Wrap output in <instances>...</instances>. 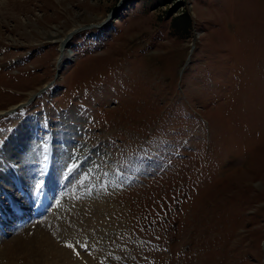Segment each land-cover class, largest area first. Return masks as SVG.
Returning a JSON list of instances; mask_svg holds the SVG:
<instances>
[{"label": "rangeland", "instance_id": "374dc122", "mask_svg": "<svg viewBox=\"0 0 264 264\" xmlns=\"http://www.w3.org/2000/svg\"><path fill=\"white\" fill-rule=\"evenodd\" d=\"M0 115L1 193L102 203L80 260L264 264V0H0Z\"/></svg>", "mask_w": 264, "mask_h": 264}, {"label": "bare ground", "instance_id": "6f19581e", "mask_svg": "<svg viewBox=\"0 0 264 264\" xmlns=\"http://www.w3.org/2000/svg\"><path fill=\"white\" fill-rule=\"evenodd\" d=\"M77 31L79 30L72 31L71 33H69L66 39L62 41L61 50L67 49L69 42H71L70 40L72 39L73 36H75L74 34H76ZM70 57L72 56L69 55V58ZM64 59L65 58L59 61L60 63L58 66V71H61V64ZM22 135H24V133L19 132L17 141L18 140L23 141L25 139L24 137L22 138ZM12 140L15 141L16 138L12 136L11 141ZM62 143L65 144L64 141H62L61 144ZM66 144H68V142ZM58 156H59L58 159H56L57 162L59 161V159L60 162H63L65 158L68 157L66 156L65 153L62 154V151ZM27 159L28 158L21 157L16 150H13L12 148L9 147L8 150L4 152V161L0 163V166L1 165L7 166L9 167L8 170L11 171L17 168V167L14 168L15 165H20L21 169H23L26 166L24 169H27V167L33 166V165L30 166L27 163ZM70 160H73V162L70 164V166H73V163H76L75 161L78 159L72 156ZM34 164L38 165L39 167L43 165V164L41 165V163H38L37 159L36 162H34ZM55 165L57 166V176H59L58 178L60 179V177L62 178L64 176V170L62 171L64 164L60 163V165H58L56 163ZM42 167L44 168V165ZM10 175H12L15 178V180H17L18 182H21V184L24 183L26 185L24 191L25 194H27V196L26 197L24 196L23 198L21 197L19 199L17 197L13 196L14 197L13 198L11 196L13 198V200L11 199L13 206L10 205V208L9 207L7 208L6 202L11 197L6 193H1L0 191V193L2 194V196H0L1 197L0 199L2 200V203L5 204L3 205L0 203V233L2 232V230L10 229L11 232L13 231L11 233L13 235L16 232L17 233L20 232L19 230L24 229L23 227L27 226L29 222L26 223V225L25 224L21 225V223L19 222L21 225L20 228L18 227V229H14L16 227L15 225L16 223H13V221L18 217L25 220L26 218H28L26 216H28L31 213L34 207H36V212L37 214H40V216L43 210L45 211V209H47V217H44L46 219L44 220L42 219L43 221L39 222L40 224L36 222L37 223L35 224L36 229L33 228L34 229L33 233H30L31 231H29L25 235L20 234L19 238L17 237L9 244L0 242L1 243L0 264H90L92 263L91 261L93 260L92 259H90L91 261L89 259L86 260V256L83 257L84 260H80L78 258L79 256L78 249L82 247L92 248L95 240L93 239V236L95 234L98 236L101 235L102 237L104 236L107 237L108 234L110 233L107 229L108 228L107 219H104L106 217L103 216L104 212H103L102 203L98 202V204H94L93 201L91 202L87 198L74 199L71 195L70 197L72 198V202L68 207L66 203L69 200V198L60 199V197L59 198L56 197L57 194L55 193H49V192L46 193V186H49L48 176L46 179L47 185L46 184L43 185V187H41V189L38 190L36 186L32 184L33 182L30 183V181L27 180V178L24 179L21 178L22 176L21 174H18L17 170L15 172H12ZM2 179L3 178H1L0 176V185L1 184L2 186L3 184L6 185V182H2ZM49 191L51 192L52 190L49 189ZM71 193H75V192L71 190ZM76 196L80 198L78 194ZM14 199L16 200L15 202H13ZM22 199L24 200L23 204H19L21 203L20 201ZM34 222L35 221H31L30 223H34ZM41 226H43V228H41ZM14 230L17 231L15 232ZM59 239L61 241H58ZM263 248H264V244H263ZM89 255L92 256L91 254ZM107 255H110L109 252H107Z\"/></svg>", "mask_w": 264, "mask_h": 264}, {"label": "snow or ice", "instance_id": "6c2138e0", "mask_svg": "<svg viewBox=\"0 0 264 264\" xmlns=\"http://www.w3.org/2000/svg\"><path fill=\"white\" fill-rule=\"evenodd\" d=\"M40 183L43 184V181H41Z\"/></svg>", "mask_w": 264, "mask_h": 264}]
</instances>
